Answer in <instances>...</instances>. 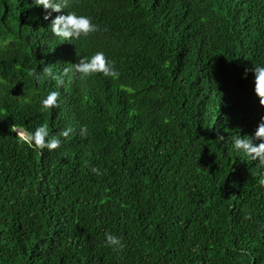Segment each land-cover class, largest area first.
Returning a JSON list of instances; mask_svg holds the SVG:
<instances>
[{
    "label": "trees",
    "instance_id": "16d2710c",
    "mask_svg": "<svg viewBox=\"0 0 264 264\" xmlns=\"http://www.w3.org/2000/svg\"><path fill=\"white\" fill-rule=\"evenodd\" d=\"M35 2L0 0V264H264V164L227 143L264 117V0H69L100 27L70 46Z\"/></svg>",
    "mask_w": 264,
    "mask_h": 264
},
{
    "label": "clouds",
    "instance_id": "9594fccd",
    "mask_svg": "<svg viewBox=\"0 0 264 264\" xmlns=\"http://www.w3.org/2000/svg\"><path fill=\"white\" fill-rule=\"evenodd\" d=\"M68 3L69 0H36L34 5L42 9L39 12L40 19L44 22L48 31L59 40L60 44L70 46L74 39L78 40L81 36L95 33L100 30V27L91 16L68 9ZM45 71L49 78L57 80L58 84L63 83L62 79L54 75L50 68ZM75 71L83 76L92 74H103L113 78L119 76L115 62L110 60L104 51H96L91 57L81 59L79 63L75 64ZM253 72L254 93L259 98V103L264 105V65L254 66ZM33 73L35 75V70H33ZM59 96V91H49L41 100L42 107L46 110L58 107ZM13 131L39 156L46 154V151L58 149L62 143L60 137L50 134L49 129L44 125L37 127L29 134L26 129L20 127H13ZM81 131L86 133L87 128L84 127ZM70 132V128L65 129L60 135L67 137ZM257 139L260 140L259 143L256 142ZM218 140L225 143L223 137H219ZM227 143L231 144L234 152H242L250 160L264 164V117H261L252 135L237 134L233 140ZM92 171L99 174L97 168H93ZM105 243L113 246L117 251H121L125 247L122 238L111 232L105 233Z\"/></svg>",
    "mask_w": 264,
    "mask_h": 264
}]
</instances>
